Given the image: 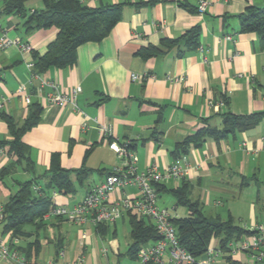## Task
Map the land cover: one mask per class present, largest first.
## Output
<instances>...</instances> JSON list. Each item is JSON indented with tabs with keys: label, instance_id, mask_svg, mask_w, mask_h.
Listing matches in <instances>:
<instances>
[{
	"label": "crops",
	"instance_id": "0c3cea01",
	"mask_svg": "<svg viewBox=\"0 0 264 264\" xmlns=\"http://www.w3.org/2000/svg\"><path fill=\"white\" fill-rule=\"evenodd\" d=\"M7 1L0 0V36L7 33L19 37L32 49L24 51L15 45L0 49L2 111L22 125L29 111L23 98L26 93L41 102L43 111L40 122L22 136L29 146L34 171L17 165L11 173L0 176V212L18 189L16 182L46 173L55 153L65 168L85 167L93 171L83 185L75 179L74 195L52 192L56 205L71 206L80 201L108 176L107 172L126 167L129 159L109 147L116 140L131 144L138 171L151 164L163 170L176 161L186 166V175L168 180L159 193V203L170 208L174 217L187 216L189 211L185 207L182 214L176 212L179 206L170 189L187 183L190 198L200 202L206 216L232 219L248 230L264 225V116L254 127L220 141L207 138L179 159L171 153L178 141L205 125L204 120L220 127L222 114L227 111L243 115L264 111V51L255 33L241 30L237 17L249 5L264 6V0H210L204 14L196 11L197 0H81L91 7L124 3L121 20L102 41L80 45L74 65L50 68L37 77L31 76L28 64L33 62V52L45 53L57 29L41 28L28 33L22 14L4 12ZM25 7L29 12L43 8V3L28 0ZM196 24L201 27L202 51L198 47L178 55L173 47L149 59L137 54L143 47L160 45L163 38L180 37ZM133 74L142 79H133ZM176 77L183 79L173 80ZM42 79L56 82L65 92L81 86L76 106L49 104L46 96L53 88L45 85L39 91ZM223 98L224 105L209 103ZM157 104L163 105V117L158 124L160 132L152 137L160 111ZM105 124L112 125L111 136L102 132ZM11 138L6 121L0 117V140ZM12 160L7 152L0 154V171ZM131 193L138 191L135 187L117 188L110 199L118 200ZM45 222L40 233L41 258H31L24 264H58L57 247L64 251L63 259L67 257L68 245L83 255L82 264H112L111 260L120 255L116 240L105 244L101 236L97 243L103 244L95 248L91 237L82 239L84 227L80 226L74 233L80 240L77 248L70 228L76 224L65 217L51 216ZM106 225L109 230L110 225ZM84 226L102 233L92 224ZM114 228L115 234L116 223ZM228 254L238 264H255L246 252ZM68 262L71 261L64 260L62 264ZM9 263L0 259V264ZM219 264L229 262L223 257Z\"/></svg>",
	"mask_w": 264,
	"mask_h": 264
},
{
	"label": "trees",
	"instance_id": "16d2710c",
	"mask_svg": "<svg viewBox=\"0 0 264 264\" xmlns=\"http://www.w3.org/2000/svg\"><path fill=\"white\" fill-rule=\"evenodd\" d=\"M27 1L8 0L4 6V12L22 14L28 33L41 28L55 27L57 29V35L48 44L45 53L33 52V71L37 74H43L50 68L62 69L74 65L80 45L102 41L121 20L124 6V3H111L91 7L81 0H41L43 8L27 12L25 7ZM237 17L240 20L241 30L255 33L259 46L264 51V6L249 5ZM200 35L201 27L196 24L180 37L163 38L160 45L143 47L137 51V54L144 59H149L176 47L178 55H182L200 46ZM223 100L226 99L223 98ZM157 106L160 111L152 137L160 132L158 124L163 117V105L157 104ZM42 111L41 102L32 99L28 115L22 125H18L12 115L0 111V117L6 121L12 136L9 140H0V146L13 157L12 162L0 171V176L4 177L11 173L17 165H22L26 171H34V161L30 155L29 146L22 140V136L40 122ZM263 116L264 111L245 115L227 111L222 114L220 127L213 126L204 120L205 125L178 141L171 153L175 159H179L187 155L192 147L202 145L207 138L220 141L236 132L254 127ZM89 153L90 150L86 152L85 157ZM91 172H93L91 169L85 167L65 168L60 163V155L53 154L50 168L46 173L16 182L18 189L4 202L0 212V235L10 236V245L16 247L26 261L38 258L42 250L40 233L46 225L44 215L56 206L52 192L74 195L77 192L75 179L83 185ZM112 172L107 173L110 175ZM163 184H154L158 194L164 188ZM170 192L176 199V205L184 206L189 211L187 216L172 219L177 227L180 244L192 255L200 258L205 255L208 246L216 241L229 264H238L228 254L229 243L238 241L252 231L236 224L232 219L224 221L206 216L200 202L190 198L187 183L170 189ZM127 214L132 239L127 255L131 259H137L140 246L160 236L151 220L133 212ZM107 226L99 224L96 228L105 234L108 231ZM32 237L33 240H29ZM14 238L19 239V244L14 245L12 241ZM22 240L29 241L23 246ZM60 248L61 246L57 247V250L60 251Z\"/></svg>",
	"mask_w": 264,
	"mask_h": 264
},
{
	"label": "built area",
	"instance_id": "2783aa9c",
	"mask_svg": "<svg viewBox=\"0 0 264 264\" xmlns=\"http://www.w3.org/2000/svg\"><path fill=\"white\" fill-rule=\"evenodd\" d=\"M210 4V0H197V12L204 14ZM226 38L231 39L230 35ZM18 46L21 50L31 51V46L27 42H23L19 37H11L7 33L0 36V49H6L9 46ZM202 51V46H199ZM34 63L28 64L32 77H37L33 71ZM133 79H142L138 74L132 75ZM181 78H173V80H181ZM50 86L53 91L46 96L49 104H65L71 103L76 106L75 100L81 91V86L72 87L68 92L60 89L59 85L54 81L41 80L39 91L43 86ZM24 101L30 104L32 94L26 93ZM210 105H224L225 101L220 99L217 102L210 101ZM3 103L0 102V111ZM101 130L105 136H111L113 127L111 124L101 126ZM244 144V143H243ZM109 147L113 149L120 157L128 158L126 167H115L112 174L108 175L103 181L97 183L92 189L81 199L71 206L56 205L49 213L44 215V219L51 216H63L72 223L82 227L87 224L97 226L99 224L116 223L118 219L133 212L140 217H145L153 222L159 238L151 240L140 246L137 252V260L140 264H219L224 256V252L218 245L211 244L203 257L197 258L187 251L179 242L177 227L173 223V211L159 203V194L154 184L165 183L171 179L183 178L187 173L185 165L176 161L161 170L157 164L149 165L145 170L138 171L137 155L131 149L129 142L119 143L113 140L109 143ZM5 149L0 146V154ZM126 187H135L138 193L126 194L118 200H111V193L117 189ZM57 192L53 191V195ZM251 234L243 236L241 239L231 241L229 243L230 252L236 255L240 252H246L255 262V264H264V225L258 224L249 229ZM86 234H82L85 239ZM14 245L19 244V239L14 238ZM107 250L104 249V253ZM64 256V251L58 252V257ZM0 259L27 263L25 258L19 253L16 247L10 245V236L0 235ZM83 255H78L73 262L66 264H82ZM56 264V263H52Z\"/></svg>",
	"mask_w": 264,
	"mask_h": 264
},
{
	"label": "rangeland",
	"instance_id": "374dc122",
	"mask_svg": "<svg viewBox=\"0 0 264 264\" xmlns=\"http://www.w3.org/2000/svg\"><path fill=\"white\" fill-rule=\"evenodd\" d=\"M83 187V186H82ZM161 198H159L160 200ZM186 208L184 206H179V211H176L177 213L182 214L181 212L185 211ZM106 224H109L110 225V228L109 230L106 232V234L103 235V233L101 234H98L96 231H95V227H92V228H87L86 226H82L84 228L83 229V232L86 234V237H91L92 241H93V244L95 245L94 247L98 248L100 245H102L103 243H109L111 244L113 240H116L119 244H120V255L117 256L116 259L114 260H111V263L112 264H140L139 261L137 259H131L128 257L127 255V250L132 242V239H131V235H130V230H131V226H130V223H129V219H128V216L127 214H124L123 217H121L120 219H118L116 221V233L114 234L113 231H114V224L115 223H106ZM78 225H70V228L73 229V234L71 235V238H73L74 240V245L77 246L78 248V243H79V239H77L76 237H74V233H75V229H78L77 227ZM98 226V225H97ZM96 226V227H97ZM101 236L102 238L104 239V242L102 243V241H99V243H97V240L99 238V240L101 239ZM106 238V239H105ZM83 239V238H82ZM26 241L22 240V243L24 244ZM75 247L74 249L66 246L65 247V250H66V254H67V257L65 258H59V263L58 264H62V262H64V260H68V261H71L73 262L74 259L76 258L75 256H78L79 254H76L75 252ZM75 257V258H73ZM41 258V256L39 257V259ZM11 262H14V261H11ZM10 262V263H11ZM9 263V264H10ZM22 264V263H20ZM24 264V263H23ZM89 264V262H88Z\"/></svg>",
	"mask_w": 264,
	"mask_h": 264
}]
</instances>
